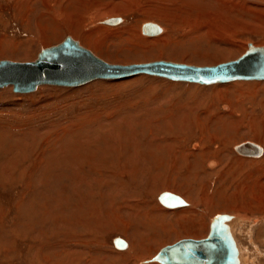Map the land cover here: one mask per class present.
<instances>
[{
    "label": "rangeland",
    "instance_id": "1",
    "mask_svg": "<svg viewBox=\"0 0 264 264\" xmlns=\"http://www.w3.org/2000/svg\"><path fill=\"white\" fill-rule=\"evenodd\" d=\"M117 1L0 0V60L33 61L66 36L113 65L210 67L239 58L249 44L264 46V0H174L155 10L164 14L160 18L145 13L159 0H128V9L112 11ZM111 17L123 22L102 23ZM145 23L164 27V34L144 36ZM232 121L236 131L223 133ZM222 134L234 135V142L226 144ZM133 135L136 148L129 143ZM92 139L99 142L95 154L94 147L81 148ZM252 142L263 154L264 81L206 86L136 75L74 87L42 85L26 94L0 88V264H161L154 258L162 248L206 238L216 216L239 212L264 219V154L254 158L260 149ZM122 143L125 154H112ZM156 144L176 146L161 157ZM235 144L252 156L237 154ZM218 146H229L227 158L215 155ZM136 157L148 173L142 178L147 186L138 191L132 177L140 172L122 168ZM124 170L128 178L115 177ZM94 175L105 190V181L111 185L84 220L77 214L82 201L76 182ZM184 178L188 184L181 187ZM119 182L129 187L122 190L127 201L110 199ZM165 192L189 207L163 206L158 196ZM108 199L118 205L109 207ZM148 209L156 220L150 227L141 214ZM263 224L253 239L264 253ZM238 233V247L242 251L240 242L252 254L246 231ZM118 237L131 244L129 250L114 247Z\"/></svg>",
    "mask_w": 264,
    "mask_h": 264
},
{
    "label": "water",
    "instance_id": "2",
    "mask_svg": "<svg viewBox=\"0 0 264 264\" xmlns=\"http://www.w3.org/2000/svg\"><path fill=\"white\" fill-rule=\"evenodd\" d=\"M117 19H106L110 24ZM157 28L146 23L142 32L153 34ZM155 76L170 81L200 85L223 84L243 80H264V46L249 45L236 60L210 67H196L165 61L130 65H110L79 48L66 36L60 43L41 49L35 59L18 63L0 60V88L11 87L14 93L33 92L38 86H79L95 78L122 79L134 75ZM158 201L167 208L182 206L176 196L160 194ZM219 219L215 218L206 238L181 239L162 248L155 260L161 264H231L232 247L219 234ZM115 248L123 249L124 242L115 238Z\"/></svg>",
    "mask_w": 264,
    "mask_h": 264
},
{
    "label": "bare ground",
    "instance_id": "3",
    "mask_svg": "<svg viewBox=\"0 0 264 264\" xmlns=\"http://www.w3.org/2000/svg\"><path fill=\"white\" fill-rule=\"evenodd\" d=\"M130 1V0H129ZM129 1L128 0H121V1H117V2H113L112 4H114V5H116V8L114 9H111V8H108V9H111L112 11L113 10H116V11H122V9L123 10H125V9H128V7H124V5H125V3L127 2V3H129ZM172 2V1H174V0H159V2L158 3H155L154 4V6H152L153 8L151 9L150 7V9H147V8H145L146 10H148V12L146 11L145 13L146 14H151V15H153L154 17H157V18H160L161 16H162V14L163 13H160V14H156V11L158 12V11H160V10H162L163 11V5L164 4H166L167 2ZM181 1H185V0H181ZM155 2V1H154ZM151 4V3H150ZM129 5V4H128ZM153 5V4H152ZM169 5V4H168ZM167 5V6H168ZM175 5H177V4H175ZM46 6V5H45ZM121 7H124V8H121ZM172 7V6H171ZM156 10V11H155ZM165 10L166 11H170L171 12V10L170 9H168L167 7H165ZM164 15V14H163ZM121 18V17H120ZM109 19V18H108ZM110 19H116V17L115 18H113V17H111ZM117 20L118 21H116V22H112V23H110V24H106L104 21L105 20H103L102 21V23L103 24H106V25H111V26H116V25H118L119 23H122L123 22V19L121 18V19H119V18H117ZM146 24V23H145ZM148 24H150V25H152V26H154L155 28H157V30L153 33V34H145L144 32H142V29H141V32H142V34L144 35V36H149V37H154V36H157V35H159V34H161V32H162V34L160 35V37L164 34V32H165V28L163 27V29L161 30V28L159 27V26H157L156 24H153V23H148ZM84 32V31H83ZM72 41H74L75 43H76V45L79 47V48H81V49H85V48H83V45L82 46H80L79 45V43L77 42V41H75V40H73L71 37H69ZM77 38H79V37H77ZM250 45V44H249ZM248 45V46H249ZM261 47H263V46H261ZM9 48V47H8ZM15 49V48H14ZM85 50H87V48L85 49ZM89 53H91L90 52V50L88 49L87 50ZM92 54V53H91ZM94 57H96L94 54H92ZM96 58H98V57H96ZM99 59V58H98ZM101 60V59H100ZM236 60V59H235ZM7 61V60H6ZM102 61V60H101ZM12 62V61H11ZM104 63H107V62H105V61H103ZM166 62V61H165ZM19 63V62H18ZM172 63V62H171ZM107 64H109V63H107ZM177 64H179V63H177ZM110 65H113V64H110ZM122 66V65H121ZM205 67H209V66H205ZM140 75V74H139ZM134 76H136V75H134ZM132 77V76H131ZM122 79H124V78H122ZM94 80H116V79H98V78H95V79H93V80H90V81H88L87 83H89V82H91V81H94ZM242 81V80H241ZM243 81H254V80H243ZM257 81H264V80H257ZM234 82V81H233ZM86 84V83H85ZM196 84V83H195ZM81 85H83V84H80L79 86H81ZM211 85V84H210ZM206 86H208V85H206ZM66 87H68V86H66ZM72 87H74V86H72ZM249 87V86H248ZM31 93V92H30ZM238 122H236V123H233V121L232 122H230V124L232 125V127H234V128H230V129H228V130H225L224 129V132L223 133H233V132H235L236 131V127H235V125H233V124H237ZM240 123H241V121H240ZM72 124V123H71ZM77 126V125H76ZM69 128V127H68ZM70 131V130H69ZM254 131V130H253ZM62 132H66V128H64L63 130H62ZM68 132V131H67ZM257 132V131H256ZM226 133V134H227ZM226 134H222L221 135V137H222V139H223V141L226 143V144H229L228 142H231L232 141V143L234 142L233 141V139H234V135H229V136H227ZM235 134H237V133H235ZM183 135H185V133L184 132H180L179 134H178V139L179 138H181L180 136H183ZM238 135V134H237ZM70 138V137H69ZM132 138H135V139H131L130 141H129V143H130V145L131 146H133V147H135L136 148V137L133 135V137ZM182 139V138H181ZM225 139V140H224ZM95 140H96V138H95ZM95 140H93L92 139V141H89L88 143L86 142V144H84L83 146H81V148L82 149H84V147L85 146H88L89 148L90 147H94V150L95 151H91L93 154H95L96 152H98V149H97V147H96V145H98L99 144V142L98 141H95ZM58 141V140H57ZM162 141V140H161ZM106 142V141H105ZM251 142V141H250ZM76 143V142H75ZM137 143H138V140H137ZM253 143V142H252ZM253 144H255V143H253ZM118 145H120V144H118ZM237 145V146H236ZM240 145V144H239ZM238 144H235V145H233L232 146V149H234V151L237 153V154H239V155H242V156H249V158L252 156V155H248L247 153L248 152H243L241 149H238V146H239ZM256 146H258L257 144H255ZM124 146H125V144H121L119 147H113L112 149H116V151L115 152H113L112 154H116V155H123V154H125V152H123V149H124ZM176 146V145H175ZM175 146H173L172 148L171 147H165V148H162L161 147V145H159V144H156V147H157V153L159 154V155H161V157H164L167 153H171V152H173L174 150H175ZM63 147V146H62ZM259 147V149H260V153H258V154H256V156L254 157V158H258V157H260L261 156V154H262V149H261V147L260 146H258ZM54 148V147H53ZM66 148V147H65ZM134 148V149H135ZM263 148V147H262ZM51 149V148H50ZM62 149V148H61ZM93 149V148H92ZM228 149H229V146H223V148H221L220 149V147L218 146V148H216L215 149V151H214V153H215V155L217 156V157H219V158H221V156L223 155L225 158H227L226 156L227 155H224V152H227L228 151ZM87 151H89V150H87ZM99 151H101V149L99 148ZM46 152V151H45ZM74 152V151H73ZM83 153H85L84 151H83ZM129 153H130V151H129ZM98 154V153H97ZM263 154H264V151H263ZM263 154H262V156H263ZM51 155V154H50ZM83 155V154H82ZM105 155L104 154H101L100 155V157L102 158V157H104ZM261 156V157H262ZM6 158V157H5ZM253 158V157H252ZM137 159H138V157H136L134 160H132L131 159V161H132V163H131V165H129V166H125V167H122L123 169H127V168H129L130 167V169H133V170H135V171H138V172H140V175L141 176H138V173H134V175H133V179H132V184L133 185H136V187L134 186V189H135V191H138V189L143 185V187H146L147 185L145 184L146 183V181H145V183L143 182V184H142V178L143 177H146V179H147V177H148V173H143L142 172V170H141V166L139 165V161H137ZM154 159V158H153ZM7 160V159H6ZM12 160V159H11ZM89 160V159H88ZM87 160V161H88ZM159 160H160V158L158 157L156 160H155V162L157 161V163L159 164L160 162H159ZM107 161V160H106ZM105 161V162H106ZM220 161V160H219ZM3 162V161H2ZM104 162V163H105ZM239 162V161H238ZM241 162V161H240ZM120 163V162H119ZM119 163H118V165H119ZM5 164V163H4ZM196 164H197V162L195 161L194 162V165H195V167L193 166L192 168H194L195 170H197L198 169V167L196 166ZM200 164V163H199ZM215 163H210L209 164V169H211V168H213L215 165H214ZM219 164V163H218ZM1 165V164H0ZM112 166V164H111V162H108V163H106V167H111ZM121 166V165H120ZM235 166V165H234ZM189 167V166H188ZM2 168V167H1ZM92 168H95V166L94 165H92ZM149 171H150V169H148ZM205 170V169H204ZM231 170V169H230ZM120 172V174H118V175H116L115 177L116 178H118L119 177V175H121V177H123V178H128L129 177V172L128 171H126V170H124V171H119ZM190 172V171H189ZM212 172V171H211ZM91 173V172H90ZM210 173V172H209ZM84 174V173H83ZM93 174H95V173H93ZM189 174V173H188ZM230 174V173H229ZM84 176H86V175H84ZM96 175H94V176H92L91 178H89L88 180H87V177L86 178H84V177H79V181H78V183L76 182V194H78V198L83 202L84 201V204H86V202H85V200H87V206L85 205H83L82 204V202L79 200L78 202H81V206L79 207V209H78V215L82 218V219H84V220H86V217L88 216V215H91L92 214V210H91V208H92V205H94V203L96 202V201H98V200H100L99 202H101V200L104 198V193L105 192H107L108 191V186H110L111 184H110V182H107V181H105V188L107 189V190H105L104 189V185H103V182H102V180H99V179H97L96 177H95ZM191 176H192V179L194 178V177H196V175H193V174H191ZM175 177V176H174ZM189 179V178H188ZM188 179L187 178H184L182 181H183V184H182V186L181 187H183V186H185L186 184H188ZM75 181H77V180H75ZM110 181V180H109ZM112 181V180H111ZM191 181V180H190ZM147 183H149V179L147 180ZM191 183H193V182H191ZM140 186V187H139ZM151 186H153V188L154 187H156L157 185H156V176L155 177H153V180H152V182H151ZM186 187V186H185ZM188 188V187H187ZM129 190V187H127L125 184H121V182H119V183H117V187L116 188H114V190H115V196L114 197H110V199L111 198H113V199H115V200H120V202L121 201H127V199H124V200H122V190ZM183 189V188H182ZM188 189H191L190 187L188 188ZM252 190V189H251ZM96 191H98V192H95ZM105 191V192H104ZM185 191V190H184ZM187 191H189V190H187ZM191 192V191H190ZM190 192H188V194L187 195H189V193ZM117 193V194H116ZM166 193V192H165ZM138 194H139V192H138ZM167 194H170V193H167ZM107 196H108V194H106ZM118 195V196H117ZM170 195H172V194H170ZM140 196V195H139ZM173 196H175V195H173ZM178 199H180L178 196H176ZM190 197V196H189ZM105 198H108V197H106L105 196ZM124 198V197H123ZM249 198V197H248ZM93 199H95V200H93ZM110 199H108V206L109 207H115V206H117L118 205V203H113V202H109V200ZM244 199H246V198H244ZM181 200V199H180ZM194 200V199H193ZM183 203H186V202H184V200L182 199L181 200ZM238 202V201H237ZM113 203V204H112ZM129 203V202H128ZM195 203H197V202H195ZM254 203V202H253ZM97 204H98V202H97ZM100 204V203H99ZM117 204V205H116ZM122 204H124V203H122ZM194 206L195 207V205L196 204H191V206ZM95 206V205H94ZM100 206H102V205H100ZM184 206H187V205H184ZM190 206V207H191ZM124 207V206H123ZM139 207V206H138ZM149 206L148 205H146V204H144V207L143 208H148ZM166 207V206H165ZM179 207V206H178ZM183 207V206H182ZM187 207H189V206H187ZM140 208V207H139ZM95 209V208H94ZM99 209V208H98ZM96 210V209H95ZM234 210V209H233ZM243 211V210H242ZM225 212H227L226 210H225ZM237 212V211H236ZM248 212V211H247ZM99 213V212H98ZM141 214H143L144 216V218L148 221L149 220V222H145L146 224H150V226H151V224H153L156 220H154V216H153V214H152V212H151V209H148V212H146V213H142L141 212ZM220 214H222V213H220ZM226 215H229V216H226V215H219V216H216V217H214L213 218V220H212V223H211V220L209 221L210 223H211V225L213 224V222H214V220H215V218H218L219 219V226H220V231H219V234H220V236L221 237H223V238H225V239H228L229 240V242L231 243V247H232V252H233V255H232V262H231V264H260V257H264V253H263V251L258 247V245L257 244H255V241H254V237H253V232H254V230H255V232L256 231H258V229H260V226H261V224H263L262 222L264 221V219H260L259 220V218H256V217H252V219L251 218H249L248 219V216L246 215V213L245 214H243V213H239V212H237V213H232V214H229V213H225ZM77 215V216H78ZM159 215V214H158ZM252 215V214H251ZM78 216V217H79ZM162 216V215H161ZM159 217V216H158ZM262 217H264V216H262ZM253 218H255V219H253ZM133 219V218H132ZM137 219H138V217H137ZM251 219V220H250ZM142 220V219H141ZM145 220V221H146ZM237 220V221H236ZM132 221V220H131ZM137 222V221H136ZM135 222V223H136ZM137 223H139V222H137ZM143 223V222H142ZM210 223H209V226L211 227V225H210ZM249 223H250V225H249ZM140 224V223H139ZM149 224H148V226H149ZM136 225V224H135ZM142 225H144V224H142ZM232 225V226H231ZM249 225V226H248ZM264 225V224H263ZM149 226V227H150ZM247 226H248V228H247ZM146 227V226H145ZM232 227H233V231H232ZM147 228V227H146ZM253 228H255V229H253ZM144 229V228H143ZM148 229V228H147ZM242 230H245L246 231V235H247V237H248V239H249V242L251 243V245H252V247H253V250H252V254L249 252V250L247 249V248H244L242 245H241V243L239 242V244H240V247H241V249H242V251L240 250V248L238 247V244H237V242H236V238L234 237V233H235V235H236V237H237V239H238V241H239V237H238V234L240 235V233H238V232H241ZM208 232H209V227H208ZM208 234V233H207ZM255 235V234H254ZM207 236V235H206ZM244 237V236H243ZM119 238V237H118ZM143 238V237H142ZM254 238V239H253ZM257 238V237H256ZM119 239H121V238H119ZM204 239V238H203ZM241 239V238H240ZM114 240V239H113ZM123 242H124V244H125V247L123 248V249H118V248H116L117 250H129L130 249V247H131V244H129L128 242L126 243L123 239H121ZM126 240V239H125ZM201 240V239H200ZM257 240V239H256ZM127 241V240H126ZM140 241H141V239H140ZM248 242V241H247ZM257 242L259 243V241L257 240ZM140 244V243H139ZM247 244V243H246ZM263 244H264V242H263ZM137 246V245H136ZM139 246V245H138ZM140 248V247H139ZM261 248H263V247H261ZM252 249V248H251ZM140 250V249H139ZM137 251V250H136ZM156 258V257H155ZM155 258H154V260H155ZM152 259V258H151ZM151 259H149V260H146L145 261V263L147 262V261H151ZM262 259V258H261ZM156 261V260H155ZM264 261V260H263ZM150 263V262H149ZM160 263V262H159ZM155 264V263H154ZM264 264V263H263Z\"/></svg>",
    "mask_w": 264,
    "mask_h": 264
}]
</instances>
